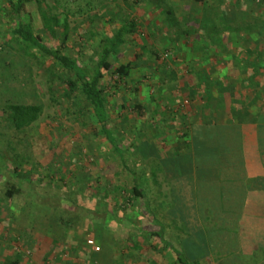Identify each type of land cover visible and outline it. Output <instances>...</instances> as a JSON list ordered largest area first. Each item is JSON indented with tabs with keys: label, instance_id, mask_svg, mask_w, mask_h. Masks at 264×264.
Segmentation results:
<instances>
[{
	"label": "rangeland",
	"instance_id": "374dc122",
	"mask_svg": "<svg viewBox=\"0 0 264 264\" xmlns=\"http://www.w3.org/2000/svg\"><path fill=\"white\" fill-rule=\"evenodd\" d=\"M13 2L0 0V264L13 259L18 264H104L105 253L114 254L111 264H177L163 244H155L156 227L144 204H151L159 220L169 222L168 201L158 197L150 172L159 165L142 159V136L157 138L163 125L162 118L150 115L152 106L147 105L149 116L143 120L147 126L142 132V47L131 43L132 47H122L117 56H111L112 70L126 63H131V70L123 78L105 73L100 84L108 128L125 163L135 169L137 182L147 194L145 200L130 196L131 176L106 142L86 102L76 92L68 91L66 81L73 79L72 74L37 53L25 60L8 42ZM44 2L60 22L67 20L68 39L65 45L59 39L51 40L42 30L35 6L30 4L28 10L37 33L50 48L76 60L88 75L99 61L101 45L122 24L135 19L136 33L128 39L142 40V0ZM255 2L264 10V0ZM165 53L169 57L163 60ZM173 54L166 48L147 55L160 81L150 89L153 94L162 93L164 99L178 97V108L185 112L191 103L185 91L186 73L161 78L162 72L172 71ZM8 104L38 105L42 110L31 126L16 132L2 120L1 110ZM175 109L171 105L167 112ZM149 125L156 126L157 131H147ZM4 139L12 142L17 158L5 147ZM158 179L162 190L168 183ZM13 185L20 190L16 194L20 205L8 203L5 197V191ZM161 199L165 207L155 210V202ZM71 229L77 234L84 232L91 251H74L66 244L65 234ZM165 235L185 253L181 244L173 242L167 232ZM109 246L115 249L107 251Z\"/></svg>",
	"mask_w": 264,
	"mask_h": 264
},
{
	"label": "crops",
	"instance_id": "0c3cea01",
	"mask_svg": "<svg viewBox=\"0 0 264 264\" xmlns=\"http://www.w3.org/2000/svg\"><path fill=\"white\" fill-rule=\"evenodd\" d=\"M131 43L142 47V132L147 105L163 119L157 138L142 136V159L159 165L150 172L158 197L168 201L169 222L151 204L146 210L155 244L176 249L167 232L189 261L264 264V10L255 0H142V40L128 39L121 48ZM166 48L174 53L172 71L161 78L186 73L191 103L185 112L178 97L151 92L160 81L147 55ZM171 105L178 110L168 113ZM159 174L168 183L162 190ZM163 199L155 210L165 207ZM65 235L74 251H91L84 232ZM104 255L111 264L114 254Z\"/></svg>",
	"mask_w": 264,
	"mask_h": 264
},
{
	"label": "trees",
	"instance_id": "16d2710c",
	"mask_svg": "<svg viewBox=\"0 0 264 264\" xmlns=\"http://www.w3.org/2000/svg\"><path fill=\"white\" fill-rule=\"evenodd\" d=\"M15 2V3H14ZM12 3L11 13L9 14L10 24L8 27V42L17 47L21 58L25 60L36 57L37 54L52 59L60 65L67 73L72 74L73 79L66 81L68 91L77 93L91 109L105 137L106 142L112 146L119 160L122 163L123 169L131 176L130 196L133 198H141L145 200L147 194L142 188V185L137 182V174L134 168L125 163L122 152L117 147L116 139L112 131L108 128V115L106 101L104 98L103 89L101 88V80L105 73L112 74L113 78H123L129 75L131 63L120 65L112 70V65L109 61L111 56H117L121 51V46L128 42V37L132 36L136 31L134 21L126 23L122 28L116 30L110 38L103 42L100 47L99 61L96 64L94 71L88 75L77 65L76 60L71 59L57 49H52L45 44L43 37L37 33L34 23L33 14L28 10V5H34L39 17L43 32L51 39H59L61 45H65L68 39V23L66 19L60 22L58 16L51 13L50 9L44 0H14ZM37 53V54H36ZM41 107L38 105L27 104H8L3 106L2 120L16 132L31 126L41 114ZM2 132L0 131V137ZM3 138V137H2ZM11 140V138H10ZM6 148L14 155L16 154L15 147L11 141L3 140ZM17 158V155H15ZM19 188L14 185L5 191V197L10 204H21L16 200V194H19ZM146 210L150 211L149 204L144 203ZM163 234H157L160 238ZM163 245L175 256L178 264H202L200 261H189L184 252L176 250L170 244L163 241ZM139 250V248L137 249Z\"/></svg>",
	"mask_w": 264,
	"mask_h": 264
},
{
	"label": "built area",
	"instance_id": "2783aa9c",
	"mask_svg": "<svg viewBox=\"0 0 264 264\" xmlns=\"http://www.w3.org/2000/svg\"><path fill=\"white\" fill-rule=\"evenodd\" d=\"M168 57H169V54L165 53V54L162 56V59H163V60H166ZM185 104H186V102L184 103V105H185ZM184 105H183V106H184ZM95 250L98 251L99 248H96Z\"/></svg>",
	"mask_w": 264,
	"mask_h": 264
}]
</instances>
